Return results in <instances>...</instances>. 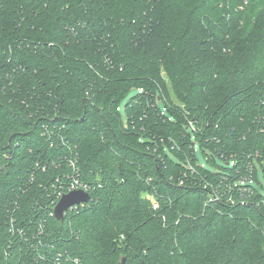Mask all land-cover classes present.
Here are the masks:
<instances>
[{"label":"trees","instance_id":"1","mask_svg":"<svg viewBox=\"0 0 264 264\" xmlns=\"http://www.w3.org/2000/svg\"><path fill=\"white\" fill-rule=\"evenodd\" d=\"M263 162L264 0H0V264H264Z\"/></svg>","mask_w":264,"mask_h":264},{"label":"water","instance_id":"2","mask_svg":"<svg viewBox=\"0 0 264 264\" xmlns=\"http://www.w3.org/2000/svg\"><path fill=\"white\" fill-rule=\"evenodd\" d=\"M90 199L88 192L74 189L61 195L53 207V215L57 220H63L66 212L73 206L85 203Z\"/></svg>","mask_w":264,"mask_h":264},{"label":"rangeland","instance_id":"3","mask_svg":"<svg viewBox=\"0 0 264 264\" xmlns=\"http://www.w3.org/2000/svg\"><path fill=\"white\" fill-rule=\"evenodd\" d=\"M237 27V29H238V26H236ZM240 34V33H239ZM237 35L236 34H231V38H235ZM241 46H244V42L242 41L241 42ZM160 74H161V76L163 77V79H164V81L165 82H168V79H167V76H166V73H165V71L162 69V68H160ZM169 83V82H168ZM167 88H168V91H169V96L171 97V99L176 103L177 101L175 100V98H174V96H173V94H172V92H171V90H170V87H168L167 86ZM263 168H264V162H263ZM260 184L264 187V171L262 170V169H259V172H258V183H256V182H254V186L255 187H258L260 190H261V188L259 187L260 186ZM262 191V190H261Z\"/></svg>","mask_w":264,"mask_h":264},{"label":"built area","instance_id":"4","mask_svg":"<svg viewBox=\"0 0 264 264\" xmlns=\"http://www.w3.org/2000/svg\"><path fill=\"white\" fill-rule=\"evenodd\" d=\"M74 189H82V190L86 191L85 189H83V188H81V187L74 186V185L70 188V191H71V190H74ZM86 192H87V191H86ZM60 197H61V196H60ZM60 197H59V198H60ZM81 204H83V203H81ZM75 206H76V205H75Z\"/></svg>","mask_w":264,"mask_h":264}]
</instances>
